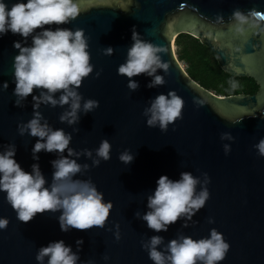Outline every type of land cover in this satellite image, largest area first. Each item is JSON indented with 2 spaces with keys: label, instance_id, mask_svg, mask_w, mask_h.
Returning a JSON list of instances; mask_svg holds the SVG:
<instances>
[{
  "label": "water",
  "instance_id": "95a60500",
  "mask_svg": "<svg viewBox=\"0 0 264 264\" xmlns=\"http://www.w3.org/2000/svg\"><path fill=\"white\" fill-rule=\"evenodd\" d=\"M80 15L62 27L84 28L89 38L95 68L84 78L79 90L84 99L95 98L100 104L84 114L77 124L69 125L59 117L69 105L41 103L39 111L55 128L72 132L70 147H99L104 138L112 144L111 158L96 166L86 154L73 156L81 164L92 165L76 178H91L113 201L114 207L104 227L71 228L62 231L60 212H38L25 222L0 192V217L7 218L0 228V264H39L38 249L50 241L63 239L79 251L80 261L95 264H154L143 242L152 235L165 237L164 243L180 234L201 238L212 228L223 233L230 248L218 264H264V155L255 145L264 138V0H78ZM239 10L244 17L234 13ZM55 27V26H53ZM167 51L159 53L168 70L157 69L166 83L149 87L153 77L139 74V88L128 87V77L118 73L133 43V30ZM188 33L203 41L216 55L222 68L232 76L253 78L255 94L219 95L203 88L183 68L176 50V38ZM31 44L10 30L0 36V151L9 143L17 146L16 159L31 171L39 163L49 184L54 168L52 160L68 155L41 150L39 161L32 149L39 139L21 134L19 125L33 116V94L15 103L14 58L19 49L14 42ZM114 47L113 54L104 49ZM100 75L97 76L96 73ZM8 81L9 87L3 88ZM175 90L183 101L181 117L167 131L147 124L145 108L160 93ZM57 98L60 93L55 94ZM202 102V103H200ZM78 129V130H77ZM230 132L235 139H222ZM231 146L226 153L224 145ZM131 150V163L119 157ZM192 171L208 184L210 197L185 226L181 218L167 231L157 233L136 216L148 211L147 201L158 178L167 174L178 179L182 171ZM198 187H203L201 184ZM212 221L210 222V219ZM119 224V229L116 225ZM121 236L116 238V231ZM83 238L82 247L76 241ZM163 248V245L160 246ZM108 259H105V257Z\"/></svg>",
  "mask_w": 264,
  "mask_h": 264
},
{
  "label": "clouds",
  "instance_id": "9594fccd",
  "mask_svg": "<svg viewBox=\"0 0 264 264\" xmlns=\"http://www.w3.org/2000/svg\"><path fill=\"white\" fill-rule=\"evenodd\" d=\"M80 12L78 0H0V36L10 30L22 35L25 41L29 36L32 37L31 44L20 40L14 42V47L19 49L14 58L16 105L22 106V101L33 94L34 89H39V94H33V116L26 123H20L19 131L39 137L32 149L36 161H39L41 150L63 154L67 149L68 153L51 161L54 172L49 184L38 162L32 164L31 171L25 170L16 159V144H7L0 151V192H6V199L16 210L17 217L25 222L38 212L59 211L62 231L104 227L114 207L113 201L105 199L104 192L91 178H76L78 173L92 165L81 164L72 158L86 154L98 166L102 159L111 158L110 140H102L95 149L94 157L92 149L77 152L70 147L72 132L53 127L39 111L41 103H50L53 107L67 104L69 108L62 112L59 119L74 125L80 121L81 111L87 114L100 104L95 98L84 99L79 90L84 78L95 68L86 30L61 26L71 23ZM234 15L244 19L239 10ZM132 40L125 62L118 67V73L129 78L128 87L132 90L139 88V81L134 79L139 74L153 77L149 87L166 83L165 77L157 74V69L168 70V63L162 62L159 55L167 49L144 39L135 29ZM104 51L111 55L115 49L108 46ZM8 87L9 82L4 81L3 88ZM57 92L60 93L58 98L55 95ZM183 104V99L173 89L158 94L145 108L147 124L153 127L158 125L167 131L170 123L181 117ZM221 138L235 139L230 132L222 133ZM255 147L260 155H264V138ZM224 149L228 153L231 146L225 144ZM119 158L131 163L135 154L125 150ZM203 175V180L189 170L182 171L178 179L167 174L161 175L154 192L148 196V211L143 214L137 212L136 216L146 221L147 226L157 233L167 231L172 223L181 218H186V226L210 197L208 184L211 177L207 172ZM201 184L203 187H198ZM209 219L211 222L212 218ZM8 223L7 218L0 217V228H6ZM116 227L119 229L118 223ZM115 235L119 239L120 231L117 230ZM164 241V236L155 234L143 242L154 264H218L230 248L229 241L216 228H212L210 235L205 237L180 234L167 243ZM76 244L82 247L83 238H79ZM36 260L39 264H95L93 260L81 262L79 251H74L72 245L63 239L42 245Z\"/></svg>",
  "mask_w": 264,
  "mask_h": 264
},
{
  "label": "trees",
  "instance_id": "16d2710c",
  "mask_svg": "<svg viewBox=\"0 0 264 264\" xmlns=\"http://www.w3.org/2000/svg\"><path fill=\"white\" fill-rule=\"evenodd\" d=\"M179 59L187 61L188 74L203 88L219 95L255 94L258 85L253 78L227 73L217 55L200 39L182 33L177 37Z\"/></svg>",
  "mask_w": 264,
  "mask_h": 264
},
{
  "label": "rangeland",
  "instance_id": "374dc122",
  "mask_svg": "<svg viewBox=\"0 0 264 264\" xmlns=\"http://www.w3.org/2000/svg\"><path fill=\"white\" fill-rule=\"evenodd\" d=\"M176 41H177V38H176ZM176 41H175V50H176V55H177V57L179 59V56L178 55H179V50H180L181 47L177 45V42ZM179 61L181 62V65L183 66V68L187 72V67H189L188 62L187 61H181L180 59H179Z\"/></svg>",
  "mask_w": 264,
  "mask_h": 264
}]
</instances>
